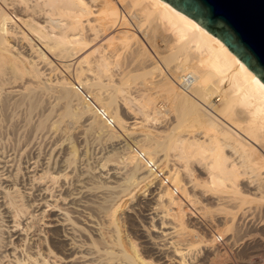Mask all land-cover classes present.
<instances>
[{
    "label": "bare ground",
    "instance_id": "1",
    "mask_svg": "<svg viewBox=\"0 0 264 264\" xmlns=\"http://www.w3.org/2000/svg\"><path fill=\"white\" fill-rule=\"evenodd\" d=\"M123 1L124 9L115 0H0V264H234L217 246L224 234L264 264V84L170 4ZM138 34L169 46H163V65L157 60L162 66ZM76 83L111 114L114 128L95 116ZM185 116L193 130L183 129ZM80 128L84 137L77 133L83 138L75 144L71 132ZM26 130L29 136L9 135ZM52 130L67 135V152L52 142ZM87 137L119 145L104 155L107 161L95 157L105 162L95 175L102 183L89 164L94 182L84 172L89 160L82 161L86 154L77 144L94 143ZM132 145L165 164L179 195L157 188ZM78 152L82 163L75 165ZM154 189L133 208L140 217L126 214L145 253L133 236H124L121 212L135 192ZM197 191L225 215L215 219L218 227L205 219L222 234L199 231L200 217L212 209Z\"/></svg>",
    "mask_w": 264,
    "mask_h": 264
},
{
    "label": "water",
    "instance_id": "2",
    "mask_svg": "<svg viewBox=\"0 0 264 264\" xmlns=\"http://www.w3.org/2000/svg\"><path fill=\"white\" fill-rule=\"evenodd\" d=\"M218 38L264 84V0H162Z\"/></svg>",
    "mask_w": 264,
    "mask_h": 264
},
{
    "label": "rangeland",
    "instance_id": "3",
    "mask_svg": "<svg viewBox=\"0 0 264 264\" xmlns=\"http://www.w3.org/2000/svg\"><path fill=\"white\" fill-rule=\"evenodd\" d=\"M115 1H116L117 3H119V5H121L122 8H123V7L125 8L126 6H124V5H127V2H126V1H123V0H115ZM124 2H125L126 4H125ZM123 4H124V5H123ZM122 5H123V6H122ZM124 8H123V9H124ZM139 36H140V37H139ZM138 37H139V39L141 38V40H142V38H143L141 34H140V35L138 34ZM142 41H143V42L145 41L144 43L148 42V41H147L146 39H144V38H143ZM148 43H149L150 45H149ZM148 43H146L145 45H147V47L152 46V47H150L151 50L149 49V51L151 52V54L153 55V57L155 56V57H154L155 61L159 60V61L161 62V64L163 65V63H162V61H161V54L163 55L162 52H165L166 49L168 50V49H169V46H168V47H167V46H164V44H165L164 42L162 43V42H156V41L153 42V41H152V42H151L152 44H151L150 42H148ZM159 43H160V44H159ZM154 46H155L156 48H154ZM163 46H164L165 48H166V47H167V48L164 49ZM161 48H162V49H161ZM155 49H156V50H155ZM167 50H166V51H167ZM153 51H154V52H153ZM156 51H157L158 53H157ZM152 52H153V53H152ZM159 52H160V54H159ZM156 53H157V54H156ZM157 58H158V59H157ZM159 61H157V63H158L159 65H161V64L159 63ZM162 65H161V66H162ZM164 67H165V66H163L164 74L166 73L165 75H166L167 77H169V78L172 80V77H173V76H171L172 73H171L170 71L168 72V69H166V72H165ZM165 68H166V67H165ZM59 69H61V68L59 67ZM114 69H115V68H114ZM118 70H119V69H115L114 72L118 73V72H117ZM167 72H168V73H167ZM168 74H169L170 76H169ZM178 85H179V86H178ZM178 85H177V87H178L179 89L182 90V89H183L182 86H181L180 84H178ZM133 94H134V93H133ZM161 94H163V93L161 92ZM135 95H137V94L135 93ZM161 97L164 98L165 96H161ZM163 98H160V101L164 102V104H167L165 98H164V100H163ZM119 99H120V98H119ZM119 99H118V100H119ZM161 99H162V100H161ZM219 99H220V97H218L217 99L214 98V102H216V103L218 104L217 100H219ZM119 102H122V100H119ZM219 103H220V102H219ZM119 105H121V104L119 103ZM167 105H168V104H167ZM121 110H122V111H121ZM172 110H173V112H172L173 114H172V115H173V117L175 118V117H176V110H174V109H172ZM121 112H122V113H121ZM125 112H126V109L124 110L123 107H120V109H119V115L121 114V117H124V119H127V118L125 117V116H126V113H125ZM122 114H123V115H122ZM127 115H128V114H127ZM173 117L170 116V120L173 119ZM188 119H189V120H188ZM191 119H192V117H188V116H185V117H182V118H181V123L184 124V125H183V129H184V130H186V128H187V130H193V128H192L191 126H193L194 124L192 123ZM192 120H193V119H192ZM130 122H131V121H130ZM191 123H192L193 125H191ZM66 124H67V125H71V124H69V122H67ZM66 124L63 123L62 126H66ZM84 124H86V122L83 123V125H84ZM190 125H191V126H190ZM130 126L132 127L133 125H130ZM160 128H161V127H160ZM163 128H164V127H162V130H163ZM80 129H81V128H80ZM82 129L84 130V127H82ZM82 129H81V130H79V129H77V130L72 129V132H74V133L71 132V134H72V141L75 140V141H74L75 144L77 143V140L80 141V140L84 137V135L86 134L85 130H84V132H83ZM151 129H153V128H151ZM157 130H158V129H157ZM157 130H156V131H157ZM159 130H160V129H159ZM27 131H28V132H27ZM53 131L55 132V130H52V134H49V133H48L49 135H52V136H53V139L55 140V141L53 140L52 142H54V143L57 142L56 145H58L59 148L61 147V148H60L61 150L63 149V150L66 151V149H68V147H69L70 145L67 144L69 141L66 140V138L63 137V136H64V135L67 136V135H66L64 132H62V131H61V132H60V131H56V132H58V134L54 133ZM78 131H79V132H83V134H84V133H85V134L83 135L82 133H79ZM153 131H155V130H153ZM9 132H10V131H9ZM9 132H8V133H9ZM29 132H30L29 130H26V133H25V132H24V133H23V132H20V134H18L17 131H16L15 134H14V133H9V135H10V136H22V135L24 136V134H26L27 136H29V135H30ZM59 132H60L61 134H59ZM132 132H133V131H132ZM50 133H51V132H50ZM53 133L56 134V135H53ZM77 133H78V135L80 134V135H82L83 137H81V139H80V137L77 135ZM4 135H5V136H9V135H6V134H3V135H1V136H4ZM49 135H48V136H49ZM60 135H61L62 137H61ZM73 135H75V136H73ZM55 136L58 137V138H57V139L54 138ZM59 136H60V137H59ZM88 136H89V135H88ZM74 137H75V138H74ZM77 137H78V138H77ZM85 137H86V136H85ZM133 137H135V139H137L136 137H138V136H135V135H134V136L131 137V139H130V137H129V140H132ZM59 138H62V139H59ZM63 138H65L66 141L63 140ZM73 138H74V139H73ZM87 138H88V137H87ZM91 138H92V137H89L88 139L90 140ZM58 139H59V140H58ZM138 139H139V138H138ZM61 140H63V141L61 142ZM91 140H92V139H91ZM92 141H93L95 144H94V143H91V141H89V142H90L89 146H85V145L83 146L84 143H82L80 146H81L83 149L77 144V146L79 147V151H80V153H82L83 155L86 154L87 156H86V155H85V156H86L87 158H86L85 156H83V158H82V156H81L82 154H80V153L78 152V156H77V158H76V159H77V162H75L74 164L77 165L76 163H79V162L81 161V158H82V161H83V162H84L86 159H88L89 161H91V159H92L91 162L88 161L89 163L87 162V160L85 161L86 163H85V162H84V163L80 162V163L83 164V166L86 165V166L84 167V169L86 168V169H85L86 171H84L82 164H80L81 167L78 165L79 168L76 167V166H73V167H76V169L78 168V169H77L78 171H76V169H75V171H74L75 173L78 172L77 174H79V172H81V171H84V172L86 173L87 170H88V168H87L88 166H87V165L89 164V170L91 169L90 171H92L93 174L95 173L94 176H95V175L97 176V174H100V175H101L102 172H104V171L98 173V171H101V170H102V169H101L102 166L99 165V167H98L97 164H103V163H105L104 161H107V158L109 159V157L112 156L113 148L116 149V148L119 146V145H116L117 143H116V144H115V143H114V144H111V143H109V142H107V143H109V144H107V143L105 142V143H103V144H104V145H103L102 142L96 140L97 143H98V145H99L100 143L102 144V147H101V144H100L99 146H97V145H96V141H95V140H92ZM58 142H59V143H58ZM83 142H84V139H83ZM60 143H63V144H60ZM65 143H66L67 145H66ZM59 144H60V146H59ZM93 144H94V145H93ZM106 144L108 145V147L106 146ZM61 145H62V146H61ZM90 145H93L94 147L92 146V148H91ZM113 145H114V146H113ZM95 146H96V149H95ZM109 146H111V147H109ZM84 147H85V149H84ZM87 147H88V148H87ZM89 147H90V148H89ZM103 147H104V148L107 147L108 150H107V149H101V148H103ZM64 148H65V149H64ZM97 148H98V150H99L98 152H97ZM99 148H100V149H99ZM109 148H110V149H109ZM111 148H112V149H111ZM86 149H87V150H86ZM91 149H92V150H91ZM95 150H96V151H95ZM100 150H101V154H100ZM103 150H105V151H103ZM110 150H112L111 153H110ZM84 151H85L86 153H85ZM66 152H67V151H66ZM83 152H84V153H83ZM87 153H88V154H87ZM89 153H90V154H89ZM106 153H107V154L109 153V154H111V155H107ZM168 153H169V155H170V158H172V160H173V159H174V154H173V152H172V151H168ZM97 154H98V156H97ZM99 154H100V155H99ZM102 154H103V155H102ZM101 155L104 157V158L102 157L103 160H104L105 158H106V159H105L104 161L99 162V160H98L97 158H95V157H100L99 159L101 160V159H102V158H101ZM104 155H105V156H109V157H105ZM172 155H173V157H171ZM80 157H81V158H80ZM88 157H89V158H90V157H93V158L89 159ZM114 158H115V157L113 156V158H110V160L113 162ZM78 159L80 160L79 162H78ZM83 159H84V160H83ZM96 159H97V160H96ZM96 161H97V162H96ZM95 162H96L97 167H96V165H95ZM112 162H111V164L108 165V166H110V167H108L107 169L112 168L111 166H112L113 164H115L114 162H113V164H112ZM171 162H172V161H171ZM108 163H110V162H108ZM174 163H176V162H174ZM176 164H177L176 166H178L179 163H176ZM163 165L165 166V164H163ZM181 165H182V164L180 163V164H179V168H180ZM120 166H121V165H120ZM73 167H72V168H73ZM91 167H92V168L94 167V168L92 169ZM95 167H96V169H95ZM113 167H114V165H113ZM121 167H122V166H121ZM102 168H103V167H102ZM181 168H183V167H181ZM181 168H180V169H181ZM80 169H82V170L79 171ZM107 169H106V170H107ZM125 169H128V168H125ZM125 169H124V168L121 169L120 172L123 171V172H121V173H126L127 170H125ZM166 169H167V168H166ZM93 170H95V172H93ZM90 171H88V172H90ZM96 171H97V174H96ZM74 172H73V174L76 175ZM88 172H87V173H88ZM112 172H113V171H112ZM81 173H82V172H81ZM85 173H84V175H85ZM90 173H91V172H90ZM90 173H88V174H90ZM88 174H87V178H86V180L89 179V178H88V176H89ZM195 174L197 175V173H195ZM79 175H80V174H79ZM100 175H98V176H100ZM96 176L94 177V179H95L94 181H97V180H100V179H101L100 183H102V181H103L104 179H103V178L97 179ZM119 176H120L121 178L123 177V175H119ZM197 176H198V175H197ZM74 177L77 179L78 176H77V177L74 176ZM74 177H73V178H74ZM198 177H199V176H198ZM200 177H201V178H202V177L205 178L206 175L201 174ZM91 178L93 179V176L90 174V179H91ZM90 179H89V180H90ZM92 179H91V181H93ZM73 180H75V179H73ZM119 180H120V182L123 181L122 179H119ZM91 181H90V182H91ZM94 181H93V182H94ZM75 182H76V180H75ZM103 182H104V181H103ZM95 183H96V182H95ZM158 187H159V186H157V188H158ZM156 191H158V190H156ZM148 192H149V191H148ZM148 192H142V191H137V192H135V196H134V198H133V202H132V203H128L127 205H129V206H127V205L123 206V210H124V209H125V210H124V212H123V210H122V212H121V214L124 213V216H123V215L121 216V217H122V221H123V225H124V226L122 227V229L124 228L125 230L123 229V230H124L123 232H124V233L126 232V234H124V236H127V234H129L131 237L133 236L132 238H133V240H135V242L137 243V245L140 244V245H138V248L141 249V247H142L143 250H142V249H141V250H142L143 252H145V253L147 252V251H145V250H146L145 247H144L145 245H144L143 243L140 242V237H139L138 234L136 233V230H134V229L132 230V229L129 228L130 225H129V222H128V219H127V217H128L127 215H133V214H136L137 217H140V216H139V212H140V211H139V210H135V211H134L133 208L136 207V203H137L138 201H140V200H142V199H149V198L152 197V195L154 196V195L157 193V192H155V189H154V192H153V191H150V193H148ZM197 192H198V193H197ZM197 192H196V196L198 195L197 197H199V196L202 197L201 192H200V191H197ZM199 192H200V193H199ZM145 193H146V195H145ZM147 194H148V195H147ZM199 194H201V195H199ZM146 196H147V197H146ZM201 197H199V198L201 199V202H203L204 200L206 201V202L204 201L202 204L206 203V204L208 205V209H209V211H210V209L215 208V205H214L215 203L213 204V200L210 198V196H208V197H206V198H205V196H203L204 198H201ZM207 198H208V201L206 200ZM203 199H204V200H203ZM211 201H212V202H211ZM208 203H210V204H208ZM206 204L204 205V207H207ZM212 204H213V205H212ZM209 206H210L211 208H210ZM212 206H213V207H212ZM128 207H129V208H128ZM216 207H217V206H216ZM217 208H218V207H217ZM130 209H131V210H130ZM208 209H206V210H208ZM132 210L134 211V213H132ZM212 210H214V209H212ZM212 210H211L210 212L213 213V215H210V216H209V213H210V212H208V211H207L208 214H207V213H204L206 216L203 214L205 217H204L202 214H200L201 216H203V217H200V220L203 221V219H201V218H204V220H205V219L209 220V217H211V218L213 217L212 219L210 218V221H213L214 223H216L215 225H217V227H218L219 222H218L217 220H215V219H218V220H219V219H220L219 217H222L224 214L222 215L223 212L220 214L219 212H221V211H219V210H217V209H215L214 211H212ZM215 211L218 212V214H220V216H219L217 213H215ZM136 212H137V213H136ZM205 212H206V211H205ZM211 213H210V214H211ZM126 214H127V215H126ZM215 214H217V215H215ZM125 216H126V217H125ZM207 216H208V217H207ZM217 216H218V217H217ZM224 216H225V215H224ZM124 217H125V218H124ZM206 217H207V218H206ZM214 217H215V218H214ZM216 217H217V218H216ZM123 218H124V219H123ZM139 219H140V218H139ZM207 220H205V221L202 222L203 225H205V226L203 227V225H201V226H202V227H201L202 229L199 230V231L201 232L202 235L205 236V235H208V234H209L208 237H210V235H212V234H213V235L216 234V233L222 234L220 231L217 230V227H216L215 225H212V224H214L213 222H212V224H210V221L208 222ZM206 221H207V222H206ZM215 221H216V222H215ZM126 222H127V223H126ZM204 222H206L207 224L209 223L208 226H207ZM127 225H128V226H127ZM210 225H212V227L214 226V230L211 231V229H213V228H212V227H209ZM127 228H128V230H127ZM215 228H216V230H215ZM219 228H221V226H220ZM129 230H131V231H129ZM209 230H210L211 232H209ZM128 231H129V232H128ZM132 231H133V232H132ZM203 231H204V232H203ZM206 231H207V232H206ZM215 231H217V232H215ZM131 232H132V233H131ZM134 233H136V234H134ZM224 236H225V234L223 235V237H224ZM226 236H227V237H226ZM226 236H225L226 238H225V237H224V238H225V241H226L225 243H226L227 245L224 243L226 246H225L224 244H221L222 247H221L220 245H217V246H218V247L220 246L219 248H226V249H227V255L229 254L228 257L230 258V259H229V258H228V259H229L230 261H231L232 258L234 257V258H233L234 260H232V261L234 262V264H236V263H237V264H246L247 262H248L247 264H249V263H250V264H261L262 260H260V259H261V256H259V254H255L256 256H255V255H247V254L244 253V248H242V246H241V247H232V244L230 243L231 240H229V236H228V235H226ZM135 237H136V238H135ZM134 238H135V239H134ZM138 238H139V239H138ZM136 239H137L138 241H137ZM227 241H230L229 244L227 243ZM143 245H144V246H143ZM228 245H229V246H228ZM139 246H141V247H139ZM227 247H228V248H227ZM233 248H234V250H232ZM237 248H238L239 250H238ZM226 249H225V250H226ZM241 249H242V250H241ZM198 250H199L200 252L203 251V252L201 253L202 256H201L200 253H199V255L203 258V256H204V250H202V248H199ZM201 250H202V251H201ZM239 251H240V252H239ZM235 252H236V253H235ZM238 252H239V253H238ZM240 253H241V254H240ZM148 254H149V253L146 254L147 257L149 256ZM244 256H245V257H244ZM254 256H255V257H254ZM149 257H150V256H149ZM149 257H148V259L151 258V257H150V258H149ZM246 257H247V261L245 260ZM252 257H253L254 259H253ZM242 258H243V260H242V261L239 260V262H238V259H242ZM236 259H237V260H236ZM249 259H250V261H249ZM243 261H244V263H243ZM260 261H261V262H260ZM213 262H214V261H212L211 263L209 262V264H214ZM254 262H255V263H254ZM207 264H208V263H207Z\"/></svg>",
    "mask_w": 264,
    "mask_h": 264
},
{
    "label": "built area",
    "instance_id": "4",
    "mask_svg": "<svg viewBox=\"0 0 264 264\" xmlns=\"http://www.w3.org/2000/svg\"><path fill=\"white\" fill-rule=\"evenodd\" d=\"M74 88L82 96L86 105L92 109L95 116L108 128H114L116 123L113 117L96 101L93 95L79 83H76ZM130 151L137 157L140 165L148 172V174H150L151 178L158 186L161 188H169L173 191L175 196L179 195L178 190L172 183L168 170L163 164H161V162L150 159L148 155L137 145H132L130 147ZM216 242L218 245H221L225 243V239L223 236L219 235L216 238Z\"/></svg>",
    "mask_w": 264,
    "mask_h": 264
}]
</instances>
